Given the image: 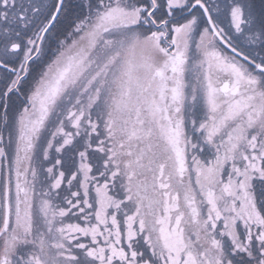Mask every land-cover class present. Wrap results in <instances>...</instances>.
Returning <instances> with one entry per match:
<instances>
[{"label":"snow or ice","instance_id":"6c2138e0","mask_svg":"<svg viewBox=\"0 0 264 264\" xmlns=\"http://www.w3.org/2000/svg\"><path fill=\"white\" fill-rule=\"evenodd\" d=\"M0 264H264V0H0Z\"/></svg>","mask_w":264,"mask_h":264}]
</instances>
